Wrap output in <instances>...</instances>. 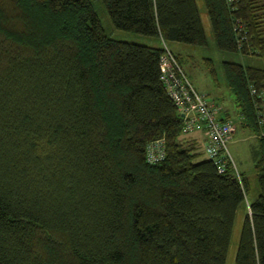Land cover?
<instances>
[{"label":"trees","instance_id":"16d2710c","mask_svg":"<svg viewBox=\"0 0 264 264\" xmlns=\"http://www.w3.org/2000/svg\"><path fill=\"white\" fill-rule=\"evenodd\" d=\"M102 2L117 27L206 43L195 0ZM204 3L219 49L264 58V0ZM163 49L108 35L91 0H0V264H225L242 208L233 264H264V66L222 61L239 118L219 117L257 138L246 203L245 173L184 131Z\"/></svg>","mask_w":264,"mask_h":264},{"label":"rangeland","instance_id":"374dc122","mask_svg":"<svg viewBox=\"0 0 264 264\" xmlns=\"http://www.w3.org/2000/svg\"><path fill=\"white\" fill-rule=\"evenodd\" d=\"M206 35L204 45L186 43L177 40L162 41L155 36L117 27L111 20L102 0H91L105 32L115 38L148 44L163 42L180 55L183 69L191 82L210 100L221 101L230 110L231 118L238 122V109L234 96L230 92L222 67L223 60H232L244 64L264 66V58L236 51H225L218 48L211 28L204 0H195ZM220 102V103H221ZM257 145L256 135L246 128L238 126L228 150L239 171H243L249 181L245 195L246 203L253 200L259 191L256 172L253 164V149ZM243 220V208L236 214L232 237L228 247L225 264H233L238 241V233Z\"/></svg>","mask_w":264,"mask_h":264},{"label":"built area","instance_id":"2783aa9c","mask_svg":"<svg viewBox=\"0 0 264 264\" xmlns=\"http://www.w3.org/2000/svg\"><path fill=\"white\" fill-rule=\"evenodd\" d=\"M159 57L160 78L166 86L169 96L177 105L184 117V131L202 130L207 139L204 144L206 154L213 158L219 170L230 160L234 165L235 176L241 181L237 169L228 150V142L235 129L231 119H221L220 103L208 99L189 79L178 59L166 43ZM264 123V113L260 117ZM165 156V144L162 137L147 142L145 157L149 162H157Z\"/></svg>","mask_w":264,"mask_h":264},{"label":"crops","instance_id":"0c3cea01","mask_svg":"<svg viewBox=\"0 0 264 264\" xmlns=\"http://www.w3.org/2000/svg\"><path fill=\"white\" fill-rule=\"evenodd\" d=\"M174 50V49H173ZM195 86V85H194ZM196 87V86H195ZM197 88V87H196ZM198 89V88H197ZM199 90V89H198ZM200 91V90H199ZM201 92V91H200ZM217 102H221V101H218L217 100ZM221 105H222V108H221V112H220V114L223 116V117H230L231 118V115H230V113H229V108L227 107V106H225L224 104H222V102L220 103ZM238 117H239V113H238ZM235 125H236V123H235ZM237 128H238V125H236V128L234 129V132L232 133V136H231V138H230V140L229 141H232V138L234 137V135H235V132H236V130H237ZM187 136L190 138V139H192V140H194L195 141V143H196V145H198L199 146V149L200 150H203V147H204V144H205V142H206V139H207V137H206V135H205V133L202 131V130H193V131H190V132H188L187 133ZM241 172V171H240ZM243 172V171H242Z\"/></svg>","mask_w":264,"mask_h":264},{"label":"water","instance_id":"95a60500","mask_svg":"<svg viewBox=\"0 0 264 264\" xmlns=\"http://www.w3.org/2000/svg\"><path fill=\"white\" fill-rule=\"evenodd\" d=\"M183 115V113H181Z\"/></svg>","mask_w":264,"mask_h":264}]
</instances>
